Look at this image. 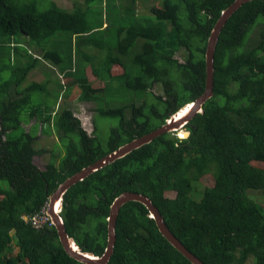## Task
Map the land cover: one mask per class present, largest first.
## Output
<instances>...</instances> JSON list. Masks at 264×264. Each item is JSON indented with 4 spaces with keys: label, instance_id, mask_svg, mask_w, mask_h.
Returning <instances> with one entry per match:
<instances>
[{
    "label": "trees",
    "instance_id": "trees-1",
    "mask_svg": "<svg viewBox=\"0 0 264 264\" xmlns=\"http://www.w3.org/2000/svg\"><path fill=\"white\" fill-rule=\"evenodd\" d=\"M74 1L68 10L54 0L43 9L40 0H0V73H11L0 81V264H84L65 252L53 224L34 227L25 218L40 214L66 178L159 127L202 94L207 39L233 0H162L148 13L137 12V2L148 0H118L113 10L110 0H97L107 10V22L100 15L97 25L90 20L96 0ZM42 62L43 74L55 73L61 90L65 78L78 86L80 101L96 102L95 117L118 119L106 138L95 117L89 134L67 107L50 110L39 103L22 120L32 92L45 91L49 82H26ZM87 65L103 85H92ZM116 89L128 100L102 104L101 97ZM36 115L40 131L55 129L60 143L54 145L63 147L43 169L33 162L42 153L34 146L38 122L35 134L34 124L23 126ZM184 128L187 137L165 132L66 191L61 217L83 251L104 252L110 205L133 191L148 196L172 233L206 264H247L250 258V264H264V208L249 194L264 196V0L242 4L226 21L214 53L213 95ZM206 174L213 184L201 191ZM115 230L106 264H192L138 201L121 206Z\"/></svg>",
    "mask_w": 264,
    "mask_h": 264
},
{
    "label": "water",
    "instance_id": "water-1",
    "mask_svg": "<svg viewBox=\"0 0 264 264\" xmlns=\"http://www.w3.org/2000/svg\"><path fill=\"white\" fill-rule=\"evenodd\" d=\"M250 0H233L228 7L221 11L213 28L208 36L206 49H205V88L195 100L186 103L176 112H174L166 121L159 127L143 134L140 137L134 138L131 141L124 143L114 149L113 151L105 154L98 160L83 167L75 172L63 182H61L55 191L49 196L48 211L55 229L57 231L59 241L62 244L65 252L72 258L84 264H106L113 252L116 242V220L119 210L123 204L129 201H138L142 203L148 210V216L151 217L157 225L160 233L192 264H206L199 257L193 254L169 229L166 225L163 216L159 209L152 202V200L141 193L133 191H124L117 195L112 201L109 208V215L107 216V243L104 252L101 255H95L92 252L83 251L75 240L69 236L66 231L63 219L61 217V210L63 207V199L66 191L75 183L85 179L88 175L96 170L114 162L115 160L124 157L132 150L149 143L154 138L169 131L182 130L184 125L198 112H202L203 104L213 95V74H214V53L219 34L225 25L228 18L244 3ZM188 106L184 111L183 107ZM184 137L188 136L187 130L183 131Z\"/></svg>",
    "mask_w": 264,
    "mask_h": 264
},
{
    "label": "rangeland",
    "instance_id": "rangeland-1",
    "mask_svg": "<svg viewBox=\"0 0 264 264\" xmlns=\"http://www.w3.org/2000/svg\"><path fill=\"white\" fill-rule=\"evenodd\" d=\"M57 2V4L60 7L66 8L68 10H71L73 7V2H75L74 0H54ZM78 1H82V0H77ZM111 3H109V6H111L112 10L117 7L115 6L118 3V0H110ZM162 0H148L147 3L143 4L140 1L137 2V12L138 13H148V7L151 4H156V3H161ZM91 10H92V16L90 17L91 23H95L96 25L99 24V21L97 20V18H99L100 15H103L102 19L103 21L107 20L105 19V15H106V2L104 3H100L94 1L91 3ZM40 8H45L48 7V0H40ZM110 11V10H108ZM119 11V9L117 10ZM259 32V28L256 27L249 40L247 45L251 46L252 44L255 43V40L257 38ZM32 49V52L35 54L36 52H38L39 56L38 58L41 59V61H43V57H42V52L41 50L34 49V45H31L30 47ZM133 52L137 51L138 48H136L134 50V48L132 49ZM180 61L182 60L180 53L178 52L175 55ZM44 67V64L47 63H40V66L36 67L35 69L31 70L28 75V79L26 77V82L30 83L33 80H49L47 86L45 85L46 90L42 91L38 90V91H34L31 94V102L30 104L22 111V120L25 121L26 119H28L29 117L28 114L29 112L32 110V108H37L39 103H42L43 105L47 104V109H52L54 107L55 110H62L63 108L67 107V108H71L74 112V115L79 117L81 119V124L82 126L88 131L89 134H93V121H94V117L96 114V102L94 101H88V102H84V101H80L79 100V94H80V90L78 88V86L76 85H69L66 83V80L64 78V76H60L59 78H64L63 79V86H65L64 91L63 89L61 90L60 87L58 86L57 83V75L55 73H49V74H43L42 72V65ZM87 76L89 78V81L92 83L93 86H101L103 85V82H101L100 80H98L97 78H95V76L92 74L90 66L87 65ZM120 67H118V69H116V71H120ZM11 75V73L8 72H1L0 73V81L2 80H6L9 76ZM32 77V78H31ZM115 84H117V82H114ZM68 86H71L70 89H67ZM159 87L158 85H155L153 87V92L155 93V91H159L158 90ZM63 91L62 96H60V98H58L57 100L55 99L57 97V95ZM157 93V92H156ZM144 94V93H143ZM142 94V95H143ZM129 95V94H128ZM128 95L122 93L121 90L116 89V91H113V93L111 95H103L101 97V101L102 104L106 103V105H110L112 106L113 104L117 103L120 104L122 102H125L128 100ZM147 98L145 97V99H149L151 98V94L147 92ZM142 97V96H141ZM143 99V98H141ZM124 100V101H123ZM57 102V104H56ZM39 118L37 115L31 117L28 122L23 123V126H25L26 129H31L30 126L32 124H34L35 121L38 122V128L36 131V142H34V146L37 147L38 150H41L42 153L41 154H37L33 156V162L34 164L40 168L43 169L45 164L47 163V161L49 160V158L52 156V153H57L58 155L63 154V147L61 145H58V147H55L54 144L56 143H60V141L58 140V135L56 133L55 129H50V132L47 133H42L40 131V122L38 119ZM95 121L97 123L98 126V132H99V136L102 138H106L110 127L115 126L118 123V119L115 117H104V116H100L99 114L96 115L95 117ZM35 125L34 124L32 126V129L30 130L32 134H35ZM182 130H186L184 127L182 128ZM20 130H16L13 131L11 133V135L13 134H19ZM177 135L179 136V131H177ZM183 137L184 134L182 133ZM181 137V136H179ZM264 166V163H263ZM200 190L202 191L203 186H205V184L207 185H212L213 184V177L211 174H206L204 176H202L200 178ZM168 195H173V192H167ZM249 194L253 195L255 200L264 208V196H262L258 191H253V190H249ZM18 247L13 245V250L12 252L15 253L17 251ZM251 258L248 261L247 264L251 263Z\"/></svg>",
    "mask_w": 264,
    "mask_h": 264
},
{
    "label": "built area",
    "instance_id": "built-area-1",
    "mask_svg": "<svg viewBox=\"0 0 264 264\" xmlns=\"http://www.w3.org/2000/svg\"><path fill=\"white\" fill-rule=\"evenodd\" d=\"M48 211V204H46L40 214L33 215L31 217L25 218L26 220H30L31 224L34 227H42L44 224H47L48 226H51L53 224L49 214L47 213ZM54 225V224H53Z\"/></svg>",
    "mask_w": 264,
    "mask_h": 264
},
{
    "label": "crops",
    "instance_id": "crops-1",
    "mask_svg": "<svg viewBox=\"0 0 264 264\" xmlns=\"http://www.w3.org/2000/svg\"><path fill=\"white\" fill-rule=\"evenodd\" d=\"M30 52H31L35 57H38V56H39V55H38V54H39L38 52H36L35 54L32 52V50H30ZM41 52H42V51H41ZM38 66H40V64L37 65V67H38ZM89 66H90V65H89ZM90 69H91V68H90ZM30 73H31V72H30ZM58 73H59V72H58ZM85 73L87 74V67L85 68ZM58 75H59V77L62 76V75H60V74H58Z\"/></svg>",
    "mask_w": 264,
    "mask_h": 264
},
{
    "label": "bare ground",
    "instance_id": "bare-ground-1",
    "mask_svg": "<svg viewBox=\"0 0 264 264\" xmlns=\"http://www.w3.org/2000/svg\"><path fill=\"white\" fill-rule=\"evenodd\" d=\"M186 108H188V106L183 107L182 111H184ZM178 131H179L180 136H183V135H182L183 130H178Z\"/></svg>",
    "mask_w": 264,
    "mask_h": 264
},
{
    "label": "clouds",
    "instance_id": "clouds-1",
    "mask_svg": "<svg viewBox=\"0 0 264 264\" xmlns=\"http://www.w3.org/2000/svg\"><path fill=\"white\" fill-rule=\"evenodd\" d=\"M180 136V135H179ZM183 136H181V138H182ZM185 137H187V136H185Z\"/></svg>",
    "mask_w": 264,
    "mask_h": 264
}]
</instances>
